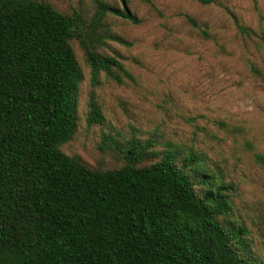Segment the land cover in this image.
<instances>
[{
  "label": "trees",
  "instance_id": "trees-1",
  "mask_svg": "<svg viewBox=\"0 0 264 264\" xmlns=\"http://www.w3.org/2000/svg\"><path fill=\"white\" fill-rule=\"evenodd\" d=\"M96 3L87 24L82 12L45 0H0V264H264L248 254L241 227L220 222L232 188L208 174L203 156L189 152L178 165L177 148L144 166L152 142L135 140L122 167L102 171L62 152L77 130L83 80L72 41L93 83L101 73L134 80L99 47L127 45L105 28L107 15L140 20L127 7ZM102 121L91 104L89 122Z\"/></svg>",
  "mask_w": 264,
  "mask_h": 264
},
{
  "label": "rangeland",
  "instance_id": "rangeland-1",
  "mask_svg": "<svg viewBox=\"0 0 264 264\" xmlns=\"http://www.w3.org/2000/svg\"><path fill=\"white\" fill-rule=\"evenodd\" d=\"M45 1L62 13L82 12L87 24L97 10L96 0ZM102 1L140 20L107 15L105 28L127 45L106 40L99 47L134 80L117 83L101 73L93 83L80 43L72 41L83 80L77 130L62 152L102 171L122 167L135 140L152 142L144 166L177 148L178 165L189 152L203 156L208 174L232 188L230 214L220 222L241 227L248 254L264 263V164L257 160L264 156V0H151L155 8ZM93 103L102 123L89 122Z\"/></svg>",
  "mask_w": 264,
  "mask_h": 264
}]
</instances>
